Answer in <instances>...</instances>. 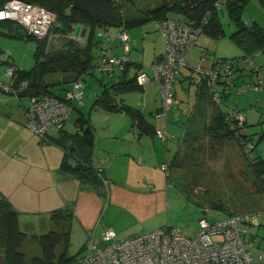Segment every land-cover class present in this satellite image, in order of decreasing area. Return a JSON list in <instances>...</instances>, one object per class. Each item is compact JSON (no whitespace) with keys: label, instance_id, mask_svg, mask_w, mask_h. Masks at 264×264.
I'll use <instances>...</instances> for the list:
<instances>
[{"label":"crops","instance_id":"0c3cea01","mask_svg":"<svg viewBox=\"0 0 264 264\" xmlns=\"http://www.w3.org/2000/svg\"><path fill=\"white\" fill-rule=\"evenodd\" d=\"M145 10L123 13L128 20L132 19L136 23L127 26L129 32V29L151 22V20L139 22V17ZM253 20L264 27V22H260L258 18ZM4 22L13 23L25 35V28L21 24L10 20L0 21V24ZM81 29H85L84 34L78 33L74 36H77L80 43L82 39L85 43L88 29L83 25ZM114 30L115 27H111L107 32L113 34L111 32ZM130 34L132 38V32ZM146 34H142L141 37ZM160 38L157 42L159 37H156L155 43L146 40L144 43L141 40L140 43L137 38L131 39L130 54L135 58V63L124 71L116 67L113 74H100L96 69L91 73L82 74L81 77L72 73L48 74L46 79L54 94L64 96L72 87V82L80 79L83 97L82 100L73 101L71 115L77 111L76 115L70 117L63 129L51 127L43 139L34 135L25 125L24 108L28 105L27 97L17 98L0 89V201H7L17 214L20 228L27 234L30 233L31 237L37 238V235L44 231L55 230V226H59L61 231L70 230L75 226L85 231L88 239L93 237L95 242H99V234L104 227L113 228L117 238L128 237L150 230L151 226L144 225H149V220L163 211L171 199H175L176 194L169 191L167 173L172 157L179 148L188 115L199 101L197 82L201 78L200 74L187 65L181 68V76L173 85L178 110L176 111L175 108L171 110L170 107L166 118L155 116L160 107L159 86L156 82L147 81L139 85L140 88L136 90L115 94L116 103H123L140 111L145 124L152 129L150 131H140L138 126L134 125L132 117L124 111L108 112L93 106L94 100L102 91L103 83L136 77L141 72L149 77L152 76L150 64L165 47L161 35ZM110 41L101 42L99 46L105 47L110 54L123 52L120 43L116 40ZM206 45L207 43H203L201 46L206 49ZM204 54L208 53L204 51ZM243 54L242 51L241 56ZM147 55L151 56L149 62L144 60ZM10 57V50L0 47V81L5 84L10 80L5 76L3 69L8 65H16L14 61L9 62ZM253 62L264 74V50L253 56ZM22 63L23 60L20 65ZM203 65L211 67L212 61L206 59ZM250 66L252 65H249L248 69L239 63L238 77H241L237 79L239 84L254 81L255 74L251 72ZM84 85L90 89V92H84ZM155 87L158 88V92L153 95L151 91ZM177 88L187 101V107H181L183 100L178 98ZM241 93L236 106L244 112L243 131L244 134H248L249 124L255 121L250 116V112L258 107L264 108V83L260 90L247 89ZM262 114L264 112H261L257 119ZM78 116L88 118V124L94 130L90 164L103 169L102 173L108 181L107 185L102 184L98 178L84 182L78 176L60 169L64 158L71 165L76 162V158L64 148L71 146L73 142L62 135L72 134L75 131ZM156 128L172 131L170 132L172 138L167 140L159 138L154 133ZM58 138L65 142L64 147L58 143ZM164 163L168 166L167 170L161 167ZM56 210L67 214L59 223L49 218ZM261 210L264 211V203L257 211ZM249 229L251 237L254 240L255 237L258 239L253 249L254 255L257 256L258 251L264 249V216L251 222ZM259 263L264 264V261Z\"/></svg>","mask_w":264,"mask_h":264},{"label":"built area","instance_id":"2783aa9c","mask_svg":"<svg viewBox=\"0 0 264 264\" xmlns=\"http://www.w3.org/2000/svg\"><path fill=\"white\" fill-rule=\"evenodd\" d=\"M54 18L51 11L24 0H8L0 8V21H15L24 26L27 35L37 39L48 35ZM153 23L163 37L164 51L150 64L152 76L141 72L136 75V80L139 85L147 81L158 84L160 107L155 116L166 118L169 108L177 104L172 87L178 82L184 65L206 75V84L213 86L218 83L219 73H228L234 61L212 54H202L197 64L188 63L186 55L197 44L201 35L200 28L189 19L172 16L154 20ZM97 34L106 41L111 40V36L104 29H100ZM116 36L123 52L109 54L106 49H100L97 70L101 73L111 74L114 68H122L126 63L135 62L130 54L131 37L127 29L123 26L117 27ZM201 50L205 51L204 46ZM259 52L261 51L256 54ZM206 59L212 61L211 67L203 65ZM245 61L252 65L255 79L250 83H242L238 86V91L260 90L264 83V74L250 57H246ZM18 70L19 66H6L4 74L10 81L6 84L0 81V89L15 97L26 86V81L17 86L13 85ZM81 87L82 82L77 79L62 98L47 94L30 96L29 103L24 108L26 127L40 139L45 137L51 127H64L69 120L73 101L82 100ZM222 98V90L212 94V100L216 104L221 103ZM226 117L233 119L231 128L244 129L245 115L242 110L230 106ZM154 133L163 140L172 138V134L164 128H156ZM242 143L246 149L251 147L249 141ZM161 167L165 170L168 168L166 163ZM102 171L100 167L97 169L101 180L105 178ZM103 182L105 185L108 183L107 179H103ZM258 215L260 213L257 210L216 219L202 215L198 218V229L192 236L184 234L179 228L164 225L117 238L113 228L104 227L99 242H95L93 237L87 240L77 264H259V261H264V249H260L257 256L254 255L256 241L251 237L249 229L253 218Z\"/></svg>","mask_w":264,"mask_h":264},{"label":"trees","instance_id":"16d2710c","mask_svg":"<svg viewBox=\"0 0 264 264\" xmlns=\"http://www.w3.org/2000/svg\"><path fill=\"white\" fill-rule=\"evenodd\" d=\"M7 1L8 0H0V8ZM24 1L39 5L51 11L54 13L55 18L51 25L52 28L50 27L49 33L45 38L37 39L33 36L26 35V33L24 35L26 39L35 40L36 46L33 53L34 64L32 67L24 69L19 66L20 70L16 72V77L13 80L14 86H17L22 81H26L25 88L19 93L17 98L21 96L29 98L30 96H40L44 94L62 98L63 96L54 94L51 86L48 84L46 76L52 73H72L81 77L82 74L91 73L95 69L97 70L99 51L102 48L106 49L105 47L99 46L102 37H100L97 32L100 29L107 31L108 28L111 27H115V29L120 26L127 28L131 23L136 24L135 21L132 19L128 20L124 16L121 5L118 3L128 0H119L118 2L114 0ZM246 1L247 0H224L223 2H221V0H162L158 6L147 8L143 14L140 15L139 22L147 20L154 21L169 16L189 19L200 28L201 34L216 39L219 38L222 33L220 13L226 10L236 26V30L230 36L242 48L244 53L241 56L242 59L245 61L246 57H250L253 60V56L257 51L264 50V27L254 20L245 23L242 19L241 13ZM259 1L261 5L264 6V0ZM68 7L70 15L65 14ZM77 24H81L88 29L83 45L79 43L80 41L77 36H74L75 25ZM52 32L54 36H58L63 40V43L55 48H49L50 37L48 36ZM160 55L156 56L154 60ZM229 59H232L234 63L231 65L228 73L224 71L223 73H219L217 84L208 86L206 84V75L200 74L201 78L197 82L198 100L204 99L213 103L212 94L219 90H222L223 93L221 102L224 100L227 94L226 91L234 84V80L240 76L238 74L239 61L237 57H230ZM134 63L135 62L126 63L120 69L124 71L129 65ZM250 70L251 72L253 71L252 66ZM100 74L102 73L100 72ZM111 74H113V72ZM250 82L251 81H246L244 83ZM216 85L220 87L216 88ZM138 88H140V86L135 76L122 78L117 82L103 83L102 91L94 100L93 106L108 112L124 111L132 117L134 125L138 126L140 131H150L152 129L145 124L144 118L138 109H134L123 103L118 104L114 99L117 92L136 90ZM220 104L221 103H214L218 108ZM233 106L237 107L236 105ZM228 108L229 107L223 111L219 109L220 114L216 120L218 123L217 128L223 127L228 129L242 145L243 141H249L251 143V147L246 151L247 155L250 157L249 159L252 167L264 178V164H260L264 158L255 160V157H252L250 151L253 148V144L247 137V134H244V129L239 130V128L236 127L231 128L233 119L230 120L226 117ZM237 108L241 110L239 107ZM191 114L192 112L188 116L190 117ZM62 129L63 127L59 128V130ZM62 137L69 138L73 142L71 146L64 147L65 142H63L61 138H58L59 140L57 139L58 143L66 149V152H70L74 158H76V162L74 165H71L67 162V159L64 158L60 164V169L66 173L78 176L84 182H91L95 178H98L101 182L102 180L97 174L98 168L90 164L91 150L94 143V130L92 126L88 124V118L78 116L75 122V131L72 134L63 133ZM176 153L171 161H174ZM167 174L168 176L170 175L169 170ZM65 216H67V214L62 213L61 210H56L50 214L49 218L59 223ZM69 232V229L67 231L55 229L38 234L37 239L41 246L42 253L40 256H34L29 262H26L25 256L21 250V244L26 238L27 233L20 228L17 214L10 208L7 201H0V251L3 264H54L56 260V250L60 247H63V249L57 257V262L58 264H65L69 258V256H67V248L70 240Z\"/></svg>","mask_w":264,"mask_h":264},{"label":"rangeland","instance_id":"374dc122","mask_svg":"<svg viewBox=\"0 0 264 264\" xmlns=\"http://www.w3.org/2000/svg\"><path fill=\"white\" fill-rule=\"evenodd\" d=\"M115 1L118 2L119 0ZM161 2L162 0H128L118 3L121 5L123 13L126 14L156 7ZM241 15L245 23L257 18L260 22H264V6L261 5L259 0H247ZM220 21L222 26L221 36L213 39L201 34L197 44L188 51L186 55L187 62L197 64L200 55L204 54V51L201 50V45L207 43L205 52L208 54H212L215 57L223 55L226 58L236 56L239 63L249 69L248 63L241 57L242 48L230 36L236 30V26L226 10L220 13ZM129 30L130 32L127 31L130 37L132 32L130 43L131 39L136 38L139 39L140 43L141 40L142 43L145 40L155 43L156 37H159L157 42L161 39V34L155 28L153 21ZM111 33L113 34H108L107 32L111 36L110 42L116 40L117 43H120L116 36V29ZM142 34H146L148 37L146 35L141 37ZM48 37H50L49 48H55L63 43V40L58 36H54L53 32ZM101 40L102 43L106 41L104 38ZM83 41L82 39L81 43H79L83 45ZM35 46L36 41L24 38L22 30L15 27L13 23L4 22L0 24V47L10 50L11 57L9 62L12 63L14 61L16 65L18 63V66L24 68L31 67L34 61ZM150 59L151 56L147 55L144 60L149 62ZM22 60L25 64L22 63L20 65ZM144 64L147 65L146 63ZM237 79H241V77H237L234 80L235 83L230 87L229 93L228 90L226 91L227 94L219 108L214 105V102L204 99H200L197 102L181 134L176 157L169 167L170 184L168 187H170L169 191L171 193L176 194L175 199H171L169 205L163 211L157 213L153 219L149 220V225H144L151 226L149 227L150 230L160 225H168L179 228L184 234L192 236L198 229V218L202 215L207 216L209 219H216L217 216L224 217L227 214H242L258 210L264 203V178L252 167L250 157H248L246 152L247 149L228 129L217 128L218 123L216 120L220 110L223 111L227 107L237 105L242 95L238 91V86L242 83L239 84ZM219 87V85H216V88ZM157 89L156 87L153 88L151 93L155 95L158 92ZM172 89L175 90V86ZM83 90L84 92H90L86 85L83 86ZM177 92L178 98L180 97L183 100L181 107H187V101L183 98L178 88ZM26 100L28 104L29 98L27 97ZM174 108L176 111L178 110L177 104L171 106L170 109ZM76 112L74 111L72 115L70 114L69 120L70 117L73 118L76 115ZM261 112H264V108L258 107L250 112V116L255 121L249 124L250 131L247 134L253 144L250 154L255 157V160L264 158V114L257 119ZM86 113H88L87 109ZM168 132L172 131L168 130ZM260 164H264V159H262ZM103 179L105 178H102V184H104ZM211 212L214 214H211ZM259 213L260 215L255 216L252 222L257 221L260 216H264V211L261 210ZM21 216L24 217V215ZM55 228L60 230L59 226H55ZM70 230V240L67 248V256L69 258L65 264H77L83 254L88 237L85 231L79 230L75 226H72ZM27 235L28 237L21 244V250L24 253L25 261L29 262L31 257L41 255L42 251L38 239L31 237L30 233ZM255 239L257 243L258 239L256 237ZM62 249L63 247H60L56 250L54 264H58L57 257ZM0 264H3L1 251Z\"/></svg>","mask_w":264,"mask_h":264},{"label":"water","instance_id":"95a60500","mask_svg":"<svg viewBox=\"0 0 264 264\" xmlns=\"http://www.w3.org/2000/svg\"><path fill=\"white\" fill-rule=\"evenodd\" d=\"M65 14L70 15L69 7L66 9ZM84 32H85V29H81V24H77L74 30V34L75 35H78V33L84 34Z\"/></svg>","mask_w":264,"mask_h":264}]
</instances>
